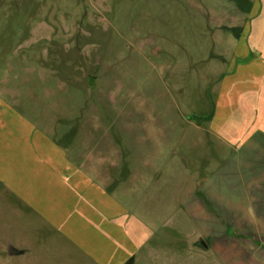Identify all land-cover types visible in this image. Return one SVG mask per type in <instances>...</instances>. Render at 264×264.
<instances>
[{
    "label": "rangeland",
    "instance_id": "rangeland-1",
    "mask_svg": "<svg viewBox=\"0 0 264 264\" xmlns=\"http://www.w3.org/2000/svg\"><path fill=\"white\" fill-rule=\"evenodd\" d=\"M257 7L259 0H0V125L10 119L67 157H92L85 172L105 185L131 183L138 170L128 159L152 158V173L168 170L166 209L160 218L146 214L160 247L139 264H264V52L252 57L246 31ZM239 55L263 68L255 116L219 97L218 82ZM17 190L15 173L0 177V264H77L71 255L86 264Z\"/></svg>",
    "mask_w": 264,
    "mask_h": 264
},
{
    "label": "crops",
    "instance_id": "crops-1",
    "mask_svg": "<svg viewBox=\"0 0 264 264\" xmlns=\"http://www.w3.org/2000/svg\"><path fill=\"white\" fill-rule=\"evenodd\" d=\"M256 9L255 16L247 15L251 24L246 29L254 42L250 51L255 59L257 53L264 52V0H259ZM240 35H236V42ZM237 57V69L230 72L229 78L224 77L222 82H218L224 85L219 97L240 102L239 108L251 109L252 113L248 114L255 116L259 106L257 92L262 88V85H258L257 69L263 68L253 64L248 57ZM261 95L259 97L264 98ZM7 122L10 123V119ZM8 123L0 125V148L10 156L15 166L0 156V177L5 178L8 172L15 173L18 194L29 197L32 211L46 218L49 226L84 253L86 264H139L160 247L151 241V216L148 220L146 214L160 218L161 212L166 209L165 198L170 192L168 176L173 177L168 170L166 178V174H160L162 171L152 173L154 167L147 166L152 158L128 159L133 165L132 169L138 170L133 180L127 179L131 183H126V187L122 184L121 188L113 185L112 181L105 185L96 176L85 172L92 163V157H67L69 155L65 152L55 150L47 136L40 138L25 131L21 125ZM217 132L223 138L230 136L229 140L234 137L223 129ZM95 160L101 163L107 161L104 157H96ZM171 163L182 165L179 161ZM178 169L183 174L189 171L183 165ZM156 174L159 176L155 177ZM195 181L198 178L193 176L192 182ZM110 184L114 186L112 189H109ZM186 192L187 196L192 197L193 188L188 186ZM201 241L204 244V239ZM21 248L9 247L8 253L14 250L15 255L24 254L27 249ZM198 249L206 251L207 247L200 245ZM71 257L78 264L77 257Z\"/></svg>",
    "mask_w": 264,
    "mask_h": 264
},
{
    "label": "water",
    "instance_id": "water-1",
    "mask_svg": "<svg viewBox=\"0 0 264 264\" xmlns=\"http://www.w3.org/2000/svg\"><path fill=\"white\" fill-rule=\"evenodd\" d=\"M12 249H13V248H12ZM10 253L13 254V253H14V250L10 251Z\"/></svg>",
    "mask_w": 264,
    "mask_h": 264
}]
</instances>
